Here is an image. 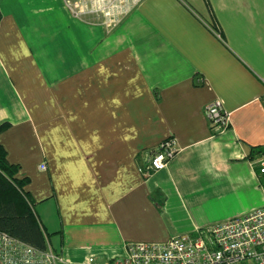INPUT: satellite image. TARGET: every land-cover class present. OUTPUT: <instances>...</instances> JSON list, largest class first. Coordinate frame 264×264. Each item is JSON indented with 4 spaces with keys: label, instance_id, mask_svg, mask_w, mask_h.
<instances>
[{
    "label": "crops",
    "instance_id": "1",
    "mask_svg": "<svg viewBox=\"0 0 264 264\" xmlns=\"http://www.w3.org/2000/svg\"><path fill=\"white\" fill-rule=\"evenodd\" d=\"M0 14V145L61 264L264 208V0H0ZM167 139L175 156L144 176Z\"/></svg>",
    "mask_w": 264,
    "mask_h": 264
},
{
    "label": "built area",
    "instance_id": "2",
    "mask_svg": "<svg viewBox=\"0 0 264 264\" xmlns=\"http://www.w3.org/2000/svg\"><path fill=\"white\" fill-rule=\"evenodd\" d=\"M205 115L213 127L228 125L219 101L209 104ZM175 154L174 141L167 139L145 156L139 170L144 176L159 171ZM259 172L264 173V158ZM0 264H61V258L49 247L37 249L0 231ZM102 264H264V208L165 242L130 243L124 258Z\"/></svg>",
    "mask_w": 264,
    "mask_h": 264
},
{
    "label": "trees",
    "instance_id": "3",
    "mask_svg": "<svg viewBox=\"0 0 264 264\" xmlns=\"http://www.w3.org/2000/svg\"><path fill=\"white\" fill-rule=\"evenodd\" d=\"M6 127L0 125V132ZM17 171L18 166L7 162L0 145V231L37 249H45V235L24 190L27 179L18 178Z\"/></svg>",
    "mask_w": 264,
    "mask_h": 264
}]
</instances>
